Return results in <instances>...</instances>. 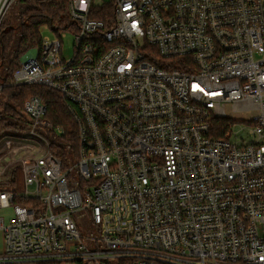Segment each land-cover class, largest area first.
Here are the masks:
<instances>
[{
	"label": "built area",
	"instance_id": "2783aa9c",
	"mask_svg": "<svg viewBox=\"0 0 264 264\" xmlns=\"http://www.w3.org/2000/svg\"><path fill=\"white\" fill-rule=\"evenodd\" d=\"M69 5L13 75L71 122L0 134V264H264V0Z\"/></svg>",
	"mask_w": 264,
	"mask_h": 264
},
{
	"label": "trees",
	"instance_id": "16d2710c",
	"mask_svg": "<svg viewBox=\"0 0 264 264\" xmlns=\"http://www.w3.org/2000/svg\"><path fill=\"white\" fill-rule=\"evenodd\" d=\"M70 0H17L0 26V133L25 129L26 119L21 114L31 96H41L49 106L47 119L55 127L66 131L70 115L56 92L42 86L12 85L13 75L20 69V60L31 49L41 44L40 29L49 26L57 32L71 25ZM15 20L18 22L15 25ZM218 127L226 126L217 120ZM217 127V130L219 128ZM217 137H223L219 132Z\"/></svg>",
	"mask_w": 264,
	"mask_h": 264
},
{
	"label": "rangeland",
	"instance_id": "374dc122",
	"mask_svg": "<svg viewBox=\"0 0 264 264\" xmlns=\"http://www.w3.org/2000/svg\"><path fill=\"white\" fill-rule=\"evenodd\" d=\"M17 24H18V22L15 20V25H17ZM43 34H44V36L46 38H49L51 40L56 37L55 32L53 30H51V28L49 26H44L43 27ZM63 34H65V37H63V39H62V44H63V48H64L63 55H64V57L66 59L67 58H72L73 55H74L73 46H74V43H75V34H73L70 31H67V32H65ZM228 112L231 113L229 108H228ZM2 133H0V134H2ZM13 177L16 178V179L22 180L19 172L18 173H14ZM13 177H12V175H7L2 180L3 181L9 180V179H11ZM10 216H11L10 213H6V218L7 219H9Z\"/></svg>",
	"mask_w": 264,
	"mask_h": 264
}]
</instances>
